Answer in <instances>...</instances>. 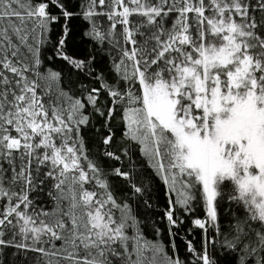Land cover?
Returning <instances> with one entry per match:
<instances>
[{
  "label": "snow or ice",
  "instance_id": "snow-or-ice-1",
  "mask_svg": "<svg viewBox=\"0 0 264 264\" xmlns=\"http://www.w3.org/2000/svg\"><path fill=\"white\" fill-rule=\"evenodd\" d=\"M74 15L102 51L108 46L115 74L97 76L101 88L83 99L45 70L59 58L94 73L95 57L65 51L66 23L45 54L52 26ZM89 106L104 117L103 145L119 114L123 136L167 186L170 236L183 223L177 213L199 203L205 216L195 228L220 234L235 264H264V0H81L79 12L65 0H0V246L37 252L39 264H184L174 242L169 254L143 235L90 157L82 135ZM41 185L50 208L30 199ZM221 200L238 206L226 233ZM207 245L187 249L199 264H218Z\"/></svg>",
  "mask_w": 264,
  "mask_h": 264
},
{
  "label": "trees",
  "instance_id": "trees-1",
  "mask_svg": "<svg viewBox=\"0 0 264 264\" xmlns=\"http://www.w3.org/2000/svg\"><path fill=\"white\" fill-rule=\"evenodd\" d=\"M65 2L70 11H80L81 0H65ZM50 11L53 14L58 13V9L55 7H50ZM65 23L68 28L65 51L77 59L87 60L90 57H95L92 61L94 73L85 74L59 58L47 61L45 70L50 69L59 72L60 87L71 96L83 99L86 90L101 88L103 81L96 79L97 76L103 74L109 82L115 79V74L111 70V57L108 54L107 45L103 46L104 50L102 51L100 45L85 35L89 25L79 15H74L67 21L61 18L58 23L52 26L50 43L46 44L44 48L46 55H53L52 45L63 34ZM109 102L110 98L104 94L102 89L98 106L103 109ZM87 111L90 114V123L82 128V135L85 138L90 157L106 175L111 190L118 201L127 202L131 206L134 215L140 222L143 235L153 242L161 241L169 254L173 253L171 244L174 242L176 245L175 252L184 264H199L196 253L188 251V242L191 241L196 251L199 252L207 239L209 254L214 256L218 264H235V257L229 255L227 250L221 247L223 237L220 234L211 228L207 233H204L194 227L193 219L204 218L205 216V210L199 203L194 205V211L189 215H185L183 212L177 213L183 223L172 228L171 231L175 233V236H170L165 215L169 206L167 186L148 164L147 158L140 151V146L135 141H129L123 136L125 129L120 122L119 114L111 122L114 133L113 142L110 145H103L102 140L108 134V129L104 127V117L95 112L91 106L88 107ZM106 151L114 152L116 156H119V159L106 156ZM117 168L122 172H127L128 178L114 175V170ZM133 185L141 187L142 191L136 193ZM30 199L34 200L37 206L51 207L48 187L45 185H41L36 191L31 192ZM237 209L238 206L234 202L229 203L227 200H221L218 203L219 223L225 233L230 221L233 220V213H237ZM27 243H31V241H27ZM39 257V253L29 249L0 246V264H39Z\"/></svg>",
  "mask_w": 264,
  "mask_h": 264
}]
</instances>
